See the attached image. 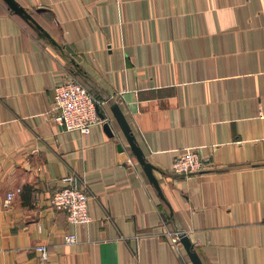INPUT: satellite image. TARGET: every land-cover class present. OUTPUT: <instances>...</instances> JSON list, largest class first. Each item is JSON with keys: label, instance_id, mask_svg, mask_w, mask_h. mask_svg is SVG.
<instances>
[{"label": "crops", "instance_id": "1", "mask_svg": "<svg viewBox=\"0 0 264 264\" xmlns=\"http://www.w3.org/2000/svg\"><path fill=\"white\" fill-rule=\"evenodd\" d=\"M18 1L57 43L0 0V264H39L40 242L48 264H194L176 229L204 264H264V0ZM66 72L105 100L116 133L54 121ZM190 146L204 168L174 172ZM72 172L89 194L76 224L50 200Z\"/></svg>", "mask_w": 264, "mask_h": 264}, {"label": "built area", "instance_id": "2", "mask_svg": "<svg viewBox=\"0 0 264 264\" xmlns=\"http://www.w3.org/2000/svg\"><path fill=\"white\" fill-rule=\"evenodd\" d=\"M52 99L51 115L56 123L67 130H80L83 133H89L94 123L105 120L98 112V105L105 100L98 98L70 72H66L56 82ZM172 160V170L182 174L199 171L204 168L206 163V159L202 158L196 146L185 147ZM61 179L63 184L56 187L51 194L52 205L59 210H65L67 218L72 224L89 221V194L86 187L80 183V175L72 172L64 174ZM16 189L19 190L21 187L17 186ZM14 193V190H9L7 196L11 198ZM181 232L182 229L168 230L169 238L176 248L181 242ZM65 240L75 241L76 232L72 230L65 233ZM35 247L40 254L41 262L39 264H48L47 244L40 242Z\"/></svg>", "mask_w": 264, "mask_h": 264}, {"label": "water", "instance_id": "3", "mask_svg": "<svg viewBox=\"0 0 264 264\" xmlns=\"http://www.w3.org/2000/svg\"><path fill=\"white\" fill-rule=\"evenodd\" d=\"M5 1L7 2V4L10 7H12L16 12H18L23 18H25L26 21H29L37 30H39L42 34L48 36V38L52 42L57 43L56 39L50 34V32L45 28V26L42 25L40 23V21L35 18V16L28 9V7H25L24 5H22L18 0H5ZM111 109H112V112H113L114 116L116 117L121 129H123L125 135L127 136L129 143L132 146L138 161H140L142 166L144 167V170L147 173V176H149L151 181L154 183L157 191L161 194V196L166 198L164 195V192L162 191L160 181L157 178V176H155V173H154V169L156 168V166L151 160H149L146 157L143 147L141 145H139V143L137 142L136 135L133 132V129H131V125L129 123V120H128L126 114L121 109L119 102L113 101L111 103ZM98 112H99V114H101L102 117L105 118V120L103 122L105 130H107V132L109 134L110 133L111 134L116 133V130L113 129V127H112L111 118L109 116H107V114H105V111L99 110V105H98ZM117 145L119 146V148H121V149L123 148V145H121L120 142ZM180 239L183 242V244H184V246L188 252V255H190L194 264H204L200 254H198V251L195 247L194 241H192V239H190L188 233L183 229H182V232L180 233Z\"/></svg>", "mask_w": 264, "mask_h": 264}, {"label": "rangeland", "instance_id": "4", "mask_svg": "<svg viewBox=\"0 0 264 264\" xmlns=\"http://www.w3.org/2000/svg\"><path fill=\"white\" fill-rule=\"evenodd\" d=\"M93 93V92H92Z\"/></svg>", "mask_w": 264, "mask_h": 264}]
</instances>
